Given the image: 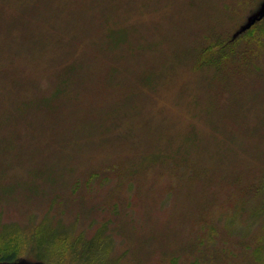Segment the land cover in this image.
<instances>
[{
	"label": "rangeland",
	"instance_id": "rangeland-1",
	"mask_svg": "<svg viewBox=\"0 0 264 264\" xmlns=\"http://www.w3.org/2000/svg\"><path fill=\"white\" fill-rule=\"evenodd\" d=\"M39 225L76 264H264V0H0L11 264L56 262Z\"/></svg>",
	"mask_w": 264,
	"mask_h": 264
},
{
	"label": "trees",
	"instance_id": "trees-1",
	"mask_svg": "<svg viewBox=\"0 0 264 264\" xmlns=\"http://www.w3.org/2000/svg\"><path fill=\"white\" fill-rule=\"evenodd\" d=\"M44 225H39L36 229L37 234L40 237L41 230L44 228ZM47 235H44L38 238L37 249L43 247L42 250L50 255L51 259H55L56 262L54 264H76V257L74 255L71 256V250L76 252L77 250H73L74 245L70 244V239L64 235L54 232L52 228L46 227ZM48 229L53 233L49 235ZM16 234V233H15ZM34 235V234H33ZM19 236L12 234L11 237L5 236L0 239V263H13L17 262L15 259L21 252H24V245L18 241ZM82 241L84 246L88 245L90 241L83 239L81 236L77 239V242ZM93 242V241H92ZM48 243V244H47ZM43 255V254H42ZM44 256V255H43ZM45 257V256H44ZM48 258V257H47Z\"/></svg>",
	"mask_w": 264,
	"mask_h": 264
},
{
	"label": "water",
	"instance_id": "water-1",
	"mask_svg": "<svg viewBox=\"0 0 264 264\" xmlns=\"http://www.w3.org/2000/svg\"><path fill=\"white\" fill-rule=\"evenodd\" d=\"M1 264H6V263H1Z\"/></svg>",
	"mask_w": 264,
	"mask_h": 264
}]
</instances>
